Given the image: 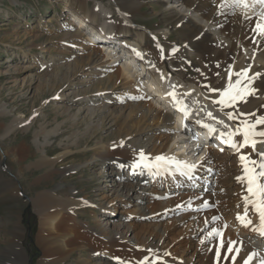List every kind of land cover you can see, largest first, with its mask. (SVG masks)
Returning <instances> with one entry per match:
<instances>
[{
	"label": "bare ground",
	"instance_id": "6f19581e",
	"mask_svg": "<svg viewBox=\"0 0 264 264\" xmlns=\"http://www.w3.org/2000/svg\"><path fill=\"white\" fill-rule=\"evenodd\" d=\"M88 1L92 0H79L68 28L76 27L78 32L72 34V37L70 34L66 36L67 39H79L85 35V40L88 43L92 38L95 41H100L96 45L98 48L96 61L90 62L88 65L89 73L86 74L88 78L84 83L93 81L99 75H107L110 70L114 69L112 63L115 62L114 58H121L119 54L115 56L116 51L124 52L127 57L120 59L121 66H119L116 76H110L109 79L113 83L119 77L124 81L123 85L133 86L132 89L129 87L132 97L130 99L139 102L130 104L125 119L116 116L117 122L121 123L118 141L109 145L96 144L93 149L94 159L96 158L99 166L102 167L101 162L107 165V160L115 158L114 161H118L120 169L121 166L131 169L134 164L142 161L143 166L135 167L132 175H128L129 182L140 180L143 175L148 176L151 188L145 190L144 194L148 196L149 203L153 202L149 195L153 196L155 193L164 200H158L156 206L149 209V212L176 211L181 219L166 228L163 227L164 224L162 225L163 237L158 244L133 246L129 244L131 241L127 238L122 236L119 238L117 236L120 235L119 233L105 234L102 225H99L96 230H92L89 225L84 227L75 223L68 212L69 210L63 212L64 208L70 210H73V207L81 208L90 201L89 197L85 196L83 201L75 200L66 204L53 202L55 199L51 191L49 196L36 192L33 194L35 200L32 207L35 208L34 214L39 225L35 243L43 256L39 264H66L71 258L73 260L68 262L70 264H90L89 259L95 255L109 261L101 264H143L144 261H147L148 264H233L232 256L236 257L235 264H244V261L252 253L257 255L252 259L251 264H260L264 260V238L251 231L250 228L242 227L236 220L237 214L243 213L241 197L246 195L244 187L237 180V177L243 174L239 155H249L252 159H258V156L251 149H242L238 154L234 149L222 144L216 136L219 135V132H227L228 129L216 124L214 120L199 117L196 108L193 110V107L186 105L192 116L187 119V122L194 124L200 133L207 137L210 136L211 141L215 143L208 144L206 153L201 155L198 142L189 136L190 133L186 127L181 128L183 135L177 133L178 118L173 117L174 114L171 113L174 102L169 93H174L176 99L182 103L186 96L196 99L195 102L198 106L194 105V107L200 108V112L201 110L206 113L212 112L216 119L228 124L229 128H235L237 125L234 122L228 121L223 113L217 111L220 106L211 103V100L219 97L209 89L222 90L226 86L229 68L234 72L249 69V76L256 77L249 85L254 95L248 96L247 103L237 105V109H226V111L238 110L242 113H255V116L249 117V120L264 116V38L259 37L253 30L262 9L257 6L246 12L243 8L231 7L232 0H113L114 8L121 16L120 20L116 23L112 21L113 24L102 25V23L99 28L96 25L99 19L98 13L88 9ZM146 2H153L160 7L162 17L159 25L166 23L165 28L177 26L176 43L184 45L180 52V59L188 64V68H184V66L179 68L173 64L179 47L175 43L170 44V49H168L171 50L173 56L169 57L166 43L163 41L167 35L158 28L147 33L155 42L154 50L151 51L154 58L148 54L147 36L144 29L133 24L138 10ZM94 26L96 30H93ZM112 46H115L116 49ZM104 48H107L106 52L103 51ZM161 52L164 55H161ZM169 59L171 61H168ZM189 70L192 74L187 73ZM165 75L177 78L178 83L175 84L180 85V90L168 87L165 83ZM147 91L151 92V96ZM188 93L191 94L188 95ZM145 99L146 103H144ZM153 102L159 104L160 107L153 106ZM89 103L93 104V101H89ZM95 110L94 108L87 109V112L90 114L88 115L89 121H93L96 117L101 118L100 122L96 124L97 129L101 125L104 128L108 124L110 127L118 124L113 122L114 112L107 114L105 113L107 108H102L97 114ZM138 113L139 118L135 117ZM73 120L76 121L77 118L74 117ZM97 121L99 120L97 119ZM197 121L217 128V135L209 134L207 129L202 128ZM173 122L176 124L174 125ZM21 125V121H14L4 136L9 135ZM257 130H260L259 126ZM171 132L173 136L170 135ZM241 139V137H235L236 141ZM127 141L130 142L127 143ZM33 143L37 146L36 141ZM112 145L115 150H112ZM213 145H217V148H214ZM2 147L1 145L0 148ZM221 149L223 151H218ZM256 149L259 152H264V144H257ZM141 153L146 159L140 158ZM63 156L64 154L55 156L50 161L51 167L54 168ZM160 156L175 158V160L186 162L188 165H195L194 171L190 173L192 178L189 179L187 175H181L182 171L187 170H178L171 163L166 167H149V169L144 166L147 161L152 164V161ZM24 159L25 157L19 159V162H23ZM45 164L46 160L41 164H35V166L40 168ZM95 164L92 165L96 166L97 164ZM111 165L113 164L111 163ZM74 170L70 169V171ZM193 174L200 175V180L195 179ZM99 175L101 183L102 180L107 182V175L103 177L101 174H95L96 177ZM132 178L134 181H131ZM124 185L125 192L131 194L136 192L134 184ZM159 185H163L165 194H160L157 191L160 188ZM18 186L17 181L12 183L8 188L9 192L17 193ZM4 188L6 187L4 186ZM103 193L104 189H97L94 195L99 197ZM148 199L145 198V200ZM121 203L124 204V202ZM205 203L209 207L205 208ZM124 207L123 205L122 208L125 210ZM113 209H115L113 210L115 213L117 208ZM125 212L129 213L128 210ZM132 213H136V211ZM213 217L221 219L213 223ZM252 220L254 225L258 224V219L255 216H252ZM224 225L228 227L225 228ZM134 226L136 227V225ZM134 226L131 225V228L134 229ZM213 228L223 231L224 240L236 241V247L242 243L238 255L235 251L226 253L227 244H225V248L221 249V258L217 261L216 249L219 241L216 238L207 239V233ZM149 229L151 228L146 226L143 231ZM198 230H201L200 233L205 237V241L197 240L193 244L194 236L198 233L192 234V231L197 232ZM8 232L10 234L9 243L16 249L20 246L19 242L22 241L23 232L19 230ZM159 236L158 230H154L148 235L150 239ZM259 238L260 242L262 239V247L261 243L258 244L259 240L257 239ZM164 240L167 243L161 246ZM14 241H17L18 244H14ZM257 248L262 249L263 252L260 253ZM82 251L88 253L87 257H83L81 261H75V255L81 254ZM199 252H201L200 255H198ZM17 254L20 264H26L22 258L24 252L20 251ZM132 254H136L137 258H131ZM226 255L227 258H225Z\"/></svg>",
	"mask_w": 264,
	"mask_h": 264
},
{
	"label": "rangeland",
	"instance_id": "374dc122",
	"mask_svg": "<svg viewBox=\"0 0 264 264\" xmlns=\"http://www.w3.org/2000/svg\"><path fill=\"white\" fill-rule=\"evenodd\" d=\"M78 2L79 0H0V146H3L0 148V264H20L17 254L20 251L24 252L22 258L26 264H39L42 259V253L35 243L39 231L35 208L32 207L35 200L33 194L36 192L49 196L51 191L55 199L53 202L66 204L89 197L92 203L88 201L81 208L73 207V210L64 208L63 212L69 210L74 222L84 227L89 225L92 230H96L102 225L105 234L119 233V238H127L133 246L158 244L163 237L162 225L166 228L181 219L176 211L149 212L158 200H164L155 193L153 196L149 195L150 200H153L149 203L148 196L144 194L145 190L151 188L148 178L143 177L139 181L131 179L134 182L130 183L127 178L129 168H118L115 158L107 160V165L101 162L102 167L94 159L93 149L96 144L109 145L118 141L121 123L117 122L116 116L125 119L130 104H136L137 101L130 99L133 86L123 85L124 81L119 77L118 82L112 83L109 79L110 76H116L121 64L114 65V69L107 75H99L93 81L84 83L88 78V65L96 61L98 48L95 43H88L85 35L79 39L66 37L67 34L72 37V34L78 32L76 27L68 29ZM87 7L98 13L100 20L96 25L99 28L102 23H116L121 18L114 8L113 0L88 1ZM160 11L157 4L146 2L138 10L133 24L144 29L148 54L152 58L151 51L154 50L155 42L147 33L158 28L167 35L163 41L169 57L173 56L169 50L170 44L175 43L180 48L177 49L173 64L179 68H188V64L180 59L184 45L176 43L177 26L165 28L166 23L159 25L162 17ZM93 30H96L95 26ZM161 55H164L163 52ZM187 73L192 74L190 70ZM177 81V78L165 75V83L168 87H174V90H180V85L175 84ZM147 92L151 96V92ZM89 101H93V104ZM195 101L196 99L188 96L183 98V102L193 107V110L196 108L199 117L205 118L206 112H200ZM146 102L145 99L144 103ZM153 103V106L160 107ZM93 108L97 114L102 108H107V114L114 112L113 122L118 124L111 127L108 124L104 128L101 125L97 129L96 124L101 118L96 117L93 121L88 119L90 114L87 109ZM74 117L77 118L76 121L73 120ZM135 117L139 118V113ZM14 121H21V127L4 136ZM170 135L173 136V133ZM111 147L115 150L113 145ZM59 154L64 156L52 168L50 161ZM23 157L25 159L20 163L19 159ZM44 160L45 165L40 168L35 166ZM93 163L97 165L93 166ZM139 163L143 166L142 161ZM96 173L103 177L107 175V182L102 180L101 183L100 175L96 177ZM16 181L19 190L11 194L8 188ZM124 184H134L136 192H125ZM159 186L157 191L165 194L163 185ZM97 189H104L102 196L94 195ZM121 202H124L125 210ZM113 208H117L115 213ZM133 211L136 213H132ZM131 225L136 227L132 229ZM146 226L151 229L143 231ZM11 230L23 232L22 241L17 247L19 250L9 243L8 231ZM154 230H158L160 236L150 239L148 235ZM200 232L201 230L192 231V234L198 233L194 236L193 244L197 240L205 241ZM13 243L18 244L17 241ZM165 243L166 240L161 246ZM259 251L263 252L262 249ZM87 254L85 251L76 254L75 261H81ZM200 254L201 252L198 253ZM132 257L137 258L136 254H132ZM72 260L73 258L68 262ZM89 261L90 264L109 262L96 255ZM68 262L66 264H70Z\"/></svg>",
	"mask_w": 264,
	"mask_h": 264
},
{
	"label": "snow or ice",
	"instance_id": "6c2138e0",
	"mask_svg": "<svg viewBox=\"0 0 264 264\" xmlns=\"http://www.w3.org/2000/svg\"><path fill=\"white\" fill-rule=\"evenodd\" d=\"M230 6L234 8H243L246 12L259 6L262 11L253 30L259 37L264 38V0H232ZM253 42L255 43L256 41L254 40ZM233 77H236V79H233ZM255 78V76H249V69L234 72L229 68L227 70L226 86L222 90L209 89L210 92L219 97L211 100V103L220 106L217 111L223 113L228 121L234 122L237 125L235 128H229L228 124H225L222 120L216 119L212 112H207L206 118L208 120H214L216 124L222 125L225 129H228L227 132H219V135L216 136V133L218 132L217 128L201 121H197V123H199L202 128L207 129L209 134L216 136L222 144L234 149L236 153L239 154L242 149L247 148L251 149L258 156V159H252L249 155H239L243 174L237 177V180L244 187L246 195L241 197L243 213H238L236 220L242 227L250 228L251 231L264 238V152H259L256 149L257 144H264V116L249 120V117H254L255 113H242L238 110L226 111V109H237V105L247 103L248 96L254 95V92L250 89L249 85ZM190 94L191 93H188V95ZM169 95L172 96L175 105H181L177 107V111L182 112L185 119H187L190 116L187 106L183 105L182 101H178L174 93H169ZM241 117L243 118L241 119ZM258 126L260 127V130H257ZM235 137H241L242 139L236 141ZM221 151H223V149H221ZM140 158L146 159L143 156V153L140 154ZM169 163L173 164L178 170L186 169L187 171H182L180 174L187 175L189 179L192 178L190 173L194 171L196 166L188 165L186 162H180L175 160V158H167L163 156L156 157L154 164H146L144 166L159 167L161 164ZM141 166L140 163L134 165L136 168ZM204 207L207 208L209 205L205 203ZM237 207H240V205H237ZM252 216H255L258 219V224H253ZM220 219V217H213L212 221L215 223ZM224 227L227 228L228 226L224 225ZM213 238H216L219 241L216 249L217 261L221 258V249L225 248V244H227L225 250L226 253H232L235 251L237 255L239 254L240 249L239 247H236V241L224 240L223 231L213 228L207 233V239L211 240ZM256 255V253L250 254L244 261V264H251L252 259ZM225 258H227V255ZM231 259L233 264H235L236 257L232 256ZM143 264H148V262L144 261ZM260 264H264V260H262Z\"/></svg>",
	"mask_w": 264,
	"mask_h": 264
}]
</instances>
